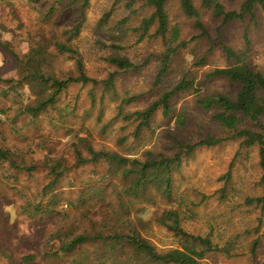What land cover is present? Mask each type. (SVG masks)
I'll list each match as a JSON object with an SVG mask.
<instances>
[{
    "label": "rangeland",
    "instance_id": "obj_1",
    "mask_svg": "<svg viewBox=\"0 0 264 264\" xmlns=\"http://www.w3.org/2000/svg\"><path fill=\"white\" fill-rule=\"evenodd\" d=\"M115 1L91 0L80 34L69 46L83 57L87 74L99 81L106 80L113 72L105 61L112 54L126 56L141 66L137 74L117 76V99L113 93L104 94L98 88L94 91L97 100L92 102L89 99L92 86L73 84L60 103L71 108L77 105L75 113L70 114L72 110L63 109L61 105L32 118L23 113L35 97L22 80V64L0 47V150L8 151L21 168L40 166L31 172L0 163V264H27L22 259L29 255L36 257L31 264H73L72 255L43 257L50 248L49 236L64 224L67 228L83 230L88 226L86 220L101 222L106 212L116 211L112 184L115 185L117 179L107 187L109 180H102L105 166H80L75 162L74 145L80 138H88L97 151L117 152L140 160H144L150 150L173 156L177 151L173 132L193 144L208 134L219 135L218 124L213 121L214 110L204 109L198 102V94L234 96L239 90L225 79H205L210 71L230 64L224 46L237 53L245 51L244 36L247 35L250 50L246 62L264 74V13L260 8L255 22L229 24L220 35L217 30L220 21L202 9L210 39L190 41L198 32L192 21L181 13L178 1H171L168 4L171 26L178 28L181 40L188 46L180 49L174 58L167 83L194 78L199 91L177 95L172 101L174 113L170 118H164L159 112L152 120L151 129L138 133L139 123L124 122L118 117L121 99L137 97L124 107L125 112L133 113L147 109L160 97L162 88L155 86L154 80L171 35L165 40L156 37L153 26L142 37L134 29L152 14V9L138 4L136 12L132 13L125 11L126 0L114 7ZM244 1L221 0L227 9L235 10ZM44 3L45 0H0V42L9 43L17 57L24 61L29 50L40 45L56 54L53 38L60 37L66 42L63 32L81 22L77 13L64 9L58 10L49 21L45 17ZM125 17L128 23L123 24ZM204 57L207 64L197 66L196 62ZM51 64V70L61 79L68 78L74 70V61L66 56H56ZM183 113L187 114L189 122L178 132L177 117ZM239 150L237 141H227L212 149H197L193 156L184 158L181 168L173 174L172 198L167 200L158 194L151 205L136 206L131 218L142 216L144 220H151L156 212L179 210L187 232L210 235L219 248L230 252V256L224 252L210 255L203 264H264V215L260 208L245 205L246 198L262 197L264 193L258 148L243 150L238 158ZM46 163L53 166L61 163L67 169L55 192L61 202L55 215L30 217L24 209L29 203H36L52 179ZM106 187V193L99 196L97 192ZM40 200L46 203V198ZM260 218L263 223L255 233ZM142 234L159 251L178 246L173 234L154 222ZM258 238L257 248L251 251ZM84 250L89 252L93 248ZM92 263L93 260L89 264Z\"/></svg>",
    "mask_w": 264,
    "mask_h": 264
},
{
    "label": "trees",
    "instance_id": "obj_2",
    "mask_svg": "<svg viewBox=\"0 0 264 264\" xmlns=\"http://www.w3.org/2000/svg\"><path fill=\"white\" fill-rule=\"evenodd\" d=\"M31 1L40 2L41 0ZM171 1H178L181 13L192 21L194 29L198 32V35L190 41L210 39L208 26L203 21L202 9L220 21L217 29L219 35L229 24L244 23L247 20L255 22L258 8L264 13V0H245L237 10L227 9L221 0H126L124 2L125 11L135 13V7L138 4L152 9V14L144 18L134 31L140 32L142 37H145L155 26L154 35L156 37L165 40L168 35H171L170 41L166 44L167 49L162 57L159 74L154 80V85L162 88L160 97L147 109L133 113L125 112L124 107L136 101L137 97L121 99L118 117L124 122L139 123L138 133L145 128L150 130L152 120L159 112L164 118H170L174 113L172 101L177 95L192 90L197 93L199 91L194 78H183L178 82L167 83L174 58L180 49L188 46L187 42L181 40L178 28L171 26L168 13V4ZM120 2L121 0L115 1L114 7ZM90 3L91 0H45L44 5L47 7L45 17L49 21L58 10L62 11V9L75 12L81 18V22L63 32L67 36L66 42H63L60 37L53 38L56 42L54 44L56 54L52 53L50 48L46 49L40 45L29 50L23 57L26 59L24 61L17 57L9 43L0 42V47L12 53L18 63L22 64V80L27 83L35 97V100L23 111L24 114L36 118L42 113L59 108L62 105L60 103L62 96L68 95L69 88L73 84L92 86L93 91L89 93V99L92 102L97 100L94 91L98 88L102 89L104 94L113 93L117 99V76L128 73L137 74L140 71L141 66L132 59L112 54L105 59L113 69L106 80L99 81L87 74L83 57L77 50L70 47L69 43L80 34ZM110 15L111 13L106 16ZM122 21L123 24H126L128 18L125 17ZM244 41L245 51L238 53L230 47L224 46V52L230 64L225 68H216L210 71L205 77L206 80L225 79L239 87L237 93L234 96L198 94L200 105L206 110H214L213 121L218 124L219 135L208 134L204 139L193 144L188 143L183 136L178 137L177 132H173V145L177 148L173 156L150 150L145 153L144 160L126 157L117 152L97 151L88 138L78 140V144L74 145L76 164L105 166L106 171L102 180H109L107 187L114 183L113 179H117V183L112 184L115 187L112 188L117 206L116 211L106 212L101 222L92 219L86 220L88 226L83 230L67 228L64 224L60 227L62 229L51 234L47 239V245L50 248H47V252L43 256L45 259L72 255L74 257L73 264H89L91 260H93L92 264H203V260L208 256L219 252L230 256V252L219 248L210 235L201 236L187 232L182 226L179 210L156 212L151 220H144L142 216L132 219L131 214L134 210L136 212L138 205H151L158 194L167 200L172 198L173 174L181 168L184 158L193 156L197 149H212L227 141L239 142L238 158L242 155L243 150L258 148L259 167L262 171L260 182L264 190V74L246 62V55L250 50V40L247 35L244 36ZM56 56H66L74 61V70L71 74L69 73L68 78L61 79L51 70L52 59ZM206 64L205 57L196 62L197 66ZM62 106L63 109L72 110L70 113L72 114L75 113L77 105L72 108L69 105ZM176 122L179 123V132L188 125L189 118L185 113L179 114ZM12 158L13 156L8 151L0 150L1 164L8 163L15 169L23 170L25 168L31 172L40 167L25 166L21 168ZM44 165L47 169L50 168L49 175L52 179L42 190L36 203H29L24 209V213L30 217L55 215L61 202L55 192L67 169L61 163L54 166L48 163ZM228 178L229 176L226 179ZM107 187L106 190L97 192V194L101 196L103 192L106 193ZM224 195L225 192L222 193V197ZM40 198H46V203H43ZM99 202L100 200L97 201V205ZM245 203L250 208H260L264 215V193L262 197L246 198ZM258 220L260 221L255 228V233L259 231L263 223L261 218ZM152 222L172 233L178 246L166 251H159L142 234V231L147 230ZM259 241V238L254 241L251 251H255ZM87 247H92L93 250L86 252L84 249ZM83 251L84 253H82ZM35 260V256L29 255L23 258L22 262L31 264Z\"/></svg>",
    "mask_w": 264,
    "mask_h": 264
}]
</instances>
